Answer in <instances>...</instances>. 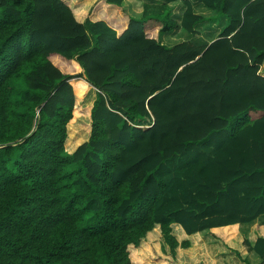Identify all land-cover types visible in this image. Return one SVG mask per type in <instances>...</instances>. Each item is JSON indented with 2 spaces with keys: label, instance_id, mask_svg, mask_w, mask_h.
Segmentation results:
<instances>
[{
  "label": "trees",
  "instance_id": "16d2710c",
  "mask_svg": "<svg viewBox=\"0 0 264 264\" xmlns=\"http://www.w3.org/2000/svg\"><path fill=\"white\" fill-rule=\"evenodd\" d=\"M165 1L80 23L73 0H0V264H136L154 231L172 260L201 232L241 259L264 215V0H197L225 26L173 47L157 33L205 18ZM242 245L264 260L263 236Z\"/></svg>",
  "mask_w": 264,
  "mask_h": 264
},
{
  "label": "crops",
  "instance_id": "0c3cea01",
  "mask_svg": "<svg viewBox=\"0 0 264 264\" xmlns=\"http://www.w3.org/2000/svg\"><path fill=\"white\" fill-rule=\"evenodd\" d=\"M71 1V0H70ZM97 0H73L72 4H69L72 7L73 13L75 15V18L78 22L83 23L87 17V14L92 7V5ZM160 3H157L159 2ZM196 13L203 15L205 18L204 21L198 23L194 30H198L200 28H207L209 27L210 30H216L218 35L219 32L222 30V28L225 26L226 19L225 18H217L215 17V13H213L211 10L206 9L203 4L197 0H189ZM166 1L165 0H140L139 2L133 1V0H125L124 7L125 10L131 14V15H139L142 10H158L160 6H162ZM167 7L171 11V18L174 20L177 19V17H180L183 11L185 10V5L183 4L182 0H176L170 3H167ZM179 19V18H178ZM178 19L176 21H178ZM179 22V21H178ZM216 24H218L216 26ZM158 32V30H156ZM181 33H187L184 30L178 28L172 32L169 33H163L158 34L157 38L160 41L161 44L167 46V47H173L174 45L180 43H173L172 38L174 34H181ZM189 34V33H188ZM192 35V34H189ZM196 39H193L190 42L196 43L194 40H198L199 38H203V35L196 34ZM194 36V35H192ZM218 37V36H217ZM217 37L215 39H217ZM215 39L209 41L207 44H210ZM260 73L264 75V63L261 66ZM242 232V234H241ZM244 236V237H243ZM264 237V215L260 216L250 224L244 225L240 233L238 234V237H240V242L234 241V243L237 245V249L240 252V255H242V259L237 257L235 252H232L230 248L224 245H216L215 247L211 248V255L214 257L215 262L214 264H257L256 262H259V264H264V260L261 259L259 256H257L254 252H249L246 250V248L242 245V238H247V240L250 242L251 245H254L258 237ZM191 238L194 239V237H183V239H188L191 243ZM180 242V241H179ZM191 247V246H190ZM217 248V249H215ZM190 248L188 249H181L177 248L176 250V260H179L178 264H184L183 261H181V258L179 257V254H184L185 252H189ZM215 249V250H214ZM197 263V262H196Z\"/></svg>",
  "mask_w": 264,
  "mask_h": 264
},
{
  "label": "rangeland",
  "instance_id": "374dc122",
  "mask_svg": "<svg viewBox=\"0 0 264 264\" xmlns=\"http://www.w3.org/2000/svg\"><path fill=\"white\" fill-rule=\"evenodd\" d=\"M157 3H160V1ZM217 25L218 24H216V26ZM196 34L203 35V38L194 40L197 43H208L209 41L215 39L218 36L217 31L210 30L209 27L207 28L202 27L196 30ZM196 36L197 35L194 36L189 35L188 33H184V34L181 33L178 35L174 34L172 41L173 43L192 41L193 39H196ZM143 128H147V126ZM227 134L228 132L223 133V135H217L213 138V140L222 142ZM67 151L70 152L69 150ZM217 235L218 232H201L198 235L194 236L195 240L191 238V247L188 250L189 252H185L183 255L179 254L181 261H183L184 264H214L215 259L214 257H212L210 253L211 248L215 247L216 245L226 246L225 243H223V241L220 240V238L218 239ZM182 238H177V239L178 241H181ZM159 241H160V236L158 232L154 231L148 234L140 245L141 259L139 257L138 260L136 261V264H161L159 258L168 261L169 264H178L179 260H176V258L172 260V257L169 256L167 253L164 254V256L158 253L157 247H159L158 246ZM240 257L242 259L243 256L240 255ZM256 263L259 264V262Z\"/></svg>",
  "mask_w": 264,
  "mask_h": 264
}]
</instances>
